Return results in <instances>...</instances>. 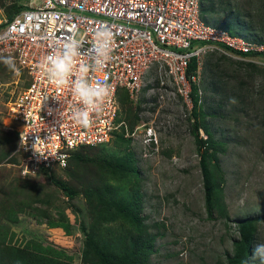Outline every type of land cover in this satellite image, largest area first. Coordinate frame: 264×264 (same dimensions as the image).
Instances as JSON below:
<instances>
[{
	"label": "rangeland",
	"instance_id": "1",
	"mask_svg": "<svg viewBox=\"0 0 264 264\" xmlns=\"http://www.w3.org/2000/svg\"><path fill=\"white\" fill-rule=\"evenodd\" d=\"M33 1L0 0V7L7 17L15 13L16 6H32ZM202 15L208 24L264 42V0H203ZM16 69L0 62L3 133L20 130L11 107L27 80ZM197 75L198 104L215 141L223 144L218 154L224 177L223 199L213 187L215 175L210 164L200 161L191 110L168 82L165 89L161 87L159 75L152 69L138 102L120 98L119 121L129 129L139 123L151 125L159 137L157 151L145 152L136 138L120 137L119 128L101 148L72 152L68 168L22 180L27 190L39 195L40 204L51 202L56 222L39 219L31 212L18 214L16 222L8 223L6 244L26 248L40 258H57L60 264H95L85 255L88 235L95 234L108 243V238L130 231V224L112 209L99 208L96 200L99 194L108 193L126 197V201L132 188L125 178L102 167L98 158L116 161L131 152L133 181H139L143 196L142 215L155 235L149 264H226V256L233 255V244L243 234L252 239L250 264H262L253 256V248L264 243V59L252 62L209 52L202 58ZM197 134L206 138L201 129ZM0 167H5L7 181L14 182L16 173L11 165ZM203 169L214 206L210 218L205 209ZM225 213L229 221L223 217ZM247 221L254 223L239 229L238 225ZM6 254L2 253L4 259Z\"/></svg>",
	"mask_w": 264,
	"mask_h": 264
},
{
	"label": "built area",
	"instance_id": "2",
	"mask_svg": "<svg viewBox=\"0 0 264 264\" xmlns=\"http://www.w3.org/2000/svg\"><path fill=\"white\" fill-rule=\"evenodd\" d=\"M202 4L203 0H34L11 19L0 7V57H13L27 80L11 107L20 128L18 175L35 178L42 171L64 169L72 152L107 144L119 128L124 137L136 138L145 152L157 151L159 137L151 125L139 123L129 129L124 121L118 122V93L124 90L131 103L138 102L152 69L161 87L170 84L191 110L192 85L204 55L219 51L252 62L264 59V42L206 23ZM102 23L115 33L113 59L101 71L91 72L89 80L94 84L107 76L110 96L102 112L93 115L92 126L84 129L72 120L78 101L70 88L51 83L39 65L73 36L84 39L79 59L87 62L92 34ZM193 59L197 70L190 74Z\"/></svg>",
	"mask_w": 264,
	"mask_h": 264
},
{
	"label": "trees",
	"instance_id": "3",
	"mask_svg": "<svg viewBox=\"0 0 264 264\" xmlns=\"http://www.w3.org/2000/svg\"><path fill=\"white\" fill-rule=\"evenodd\" d=\"M25 7L18 5L15 7V13L22 11ZM7 15L11 19L14 15ZM230 34L234 33L230 28H226ZM197 63L193 59L190 62L188 72L196 73ZM27 85V84H26ZM121 97L128 100L127 94L124 90L118 93V104ZM129 101V100H128ZM191 115L194 117V131H195V145L197 151L200 153L201 163L208 162L210 171L215 175L213 187L217 189L220 199H223V184L224 177L221 170L218 154L222 152L223 144L217 143L213 137L212 132L205 122V114L202 112L198 104V96L195 84L192 85V108ZM196 120H198L196 122ZM118 122L119 119H118ZM202 130L205 139L199 138L197 132ZM0 166L11 165L15 170L16 178L14 182L7 181L8 177L4 176L7 172L5 167H0V264H60L57 258L44 257L40 258L31 253L28 249H17L6 244L5 239L9 232L8 223L17 221V215L23 212H31L37 218H42L49 222H56L52 217V204H40L39 195L36 192H30L26 189L28 185L22 180H30L31 178H22L18 175L16 165H18V157L15 154L17 139L19 137L18 131L9 130L5 133L0 131ZM124 135L122 134L123 137ZM123 140L122 138H120ZM128 142L127 140H124ZM103 146V145H101ZM96 147H80L81 149H94ZM76 150V151H77ZM71 158V157H70ZM70 158L67 160L68 168ZM100 165L108 171L119 177L125 178L131 185V194L127 200L118 198L108 193L99 194L96 202L99 208L105 210L112 209L115 214L122 217L128 224H130V231L126 235H119L114 238L106 239L99 238L95 234L88 235L86 246L89 251L85 255L95 264H149V258L154 253L155 235L149 231V225L145 223V216L142 215L143 196L140 193L139 181H133V162L134 156L131 152L120 156L116 161L109 160L106 157L100 156L98 158ZM56 169V168H53ZM42 171L39 176L50 174L51 171ZM58 169V168H57ZM204 170V169H203ZM205 173V209L208 217L213 214L214 206L212 203V195L210 192V184L207 178V171ZM61 187L66 188L65 184ZM39 205V206H38ZM224 206V204H223ZM63 215L67 218V215ZM226 221H229L228 215H223ZM253 221H247L238 225L242 229L245 225L253 224ZM65 227V226H63ZM65 229H67L65 227ZM11 239H9L10 242ZM252 239L250 236H241L240 240L234 242V250L232 256H226V264H250L249 259L252 255ZM6 252V259L2 257V253ZM60 252V251H59ZM62 253V252H61ZM89 254L93 255L90 257ZM86 258V257H85Z\"/></svg>",
	"mask_w": 264,
	"mask_h": 264
},
{
	"label": "clouds",
	"instance_id": "4",
	"mask_svg": "<svg viewBox=\"0 0 264 264\" xmlns=\"http://www.w3.org/2000/svg\"><path fill=\"white\" fill-rule=\"evenodd\" d=\"M84 42L83 38H68L55 51L44 56L39 66L51 83L57 87L70 88L78 101V106L71 114L72 120L76 125L88 129L93 124V115L102 112L104 103L110 96L107 76L93 84L89 80V74L101 71L113 59L115 33L106 23L94 29L91 55L87 62H81L79 59ZM0 62L13 71L17 70L15 60L11 56L0 57ZM253 256L264 264V243L253 248Z\"/></svg>",
	"mask_w": 264,
	"mask_h": 264
}]
</instances>
